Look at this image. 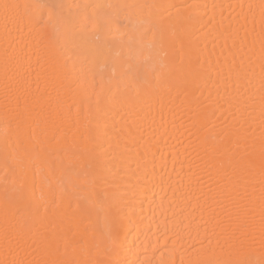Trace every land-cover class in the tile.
<instances>
[{
	"label": "bare ground",
	"instance_id": "1",
	"mask_svg": "<svg viewBox=\"0 0 264 264\" xmlns=\"http://www.w3.org/2000/svg\"><path fill=\"white\" fill-rule=\"evenodd\" d=\"M6 2L21 7L7 34L0 12V260L7 201L8 259L58 249L76 264H264V36L259 9H247L261 0ZM37 3L77 17L63 47L29 23L24 5ZM105 11L120 13L115 43L100 29ZM25 148L26 174H13ZM241 176L256 215L236 230L243 214L230 223L207 197Z\"/></svg>",
	"mask_w": 264,
	"mask_h": 264
},
{
	"label": "snow or ice",
	"instance_id": "2",
	"mask_svg": "<svg viewBox=\"0 0 264 264\" xmlns=\"http://www.w3.org/2000/svg\"><path fill=\"white\" fill-rule=\"evenodd\" d=\"M21 6L18 4H11L6 2V0H0V12L3 14V19L5 21V30L7 34V26L9 22H12L16 19V10H18ZM24 7L31 8L33 11L29 14L28 19L29 23L36 28L46 29L48 34L50 35L51 40L54 44L63 47L62 39L67 36L70 28L77 23V17L65 15L63 12V5L58 4H49V3H37L34 5H24ZM100 7V6H97ZM127 8V7H148V8H156V5H145V6H108L109 9L111 8ZM204 7H207L205 5ZM213 7H216L213 5ZM241 9H244V5H239ZM259 9L260 16L262 19V29L261 35L264 36V0H261L259 5L249 4L247 5V9L249 13L253 12V9ZM121 26V19L120 13H114L111 11H105L102 13V19L100 23V29L103 30L108 38L109 42L115 43L117 42V35L116 33L119 32V28ZM115 29V32H114ZM152 31V26L150 25L145 30V35L148 32ZM249 33L245 31L243 37H239V32H235L232 36L234 43L236 38L240 39L241 44H245L248 41ZM97 39H99L97 37ZM262 49H264V40L261 42ZM131 51V49H130ZM11 57L8 53V49L5 48V68L9 65ZM264 68V65H262ZM119 87V85H117ZM9 85L5 84V89L7 93V89ZM262 89H264V80H262ZM262 107H261V123L264 124V96L261 98ZM251 115V113H249ZM5 135H7V130ZM29 157V151L25 148L23 155H17L15 159V165L12 167V172L15 174L17 167H20L22 171H25L24 163L25 159ZM5 163L7 165L8 162V154L5 153L4 156ZM255 168L254 161L249 162L248 172L249 174ZM260 174L262 177L261 180V199L259 205V216H260V224H261V238L264 240V133L261 135V163H260ZM226 179H230V187H222L220 188L215 194H209L207 199L212 200L217 206L221 207L229 222L231 223L233 218L237 221H240L241 215L245 218L242 223L238 224V228L240 229H250L251 224L248 222L249 219L254 220L256 215V207L255 201L253 199V194L249 193L248 189L251 187L254 191V185L250 183V176L249 177H236L234 180L231 178L226 177ZM23 187V185H21ZM215 212V209H212ZM4 217H5V231H4V242L6 248V257L3 260H0V264H76L73 260L70 259H63L59 256V250H49L45 249V254L48 257H55V258H46L42 261H26L24 259H18L13 255L12 259H8V255L12 254L11 250V241L17 233L13 231V225L11 224L10 220V211L7 204L5 203L4 209ZM236 230L231 233L230 238L235 237ZM207 232V229H205ZM210 242V241H209ZM219 243V241H218ZM202 264H233L231 261H212L206 260L203 261Z\"/></svg>",
	"mask_w": 264,
	"mask_h": 264
}]
</instances>
